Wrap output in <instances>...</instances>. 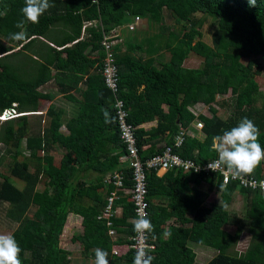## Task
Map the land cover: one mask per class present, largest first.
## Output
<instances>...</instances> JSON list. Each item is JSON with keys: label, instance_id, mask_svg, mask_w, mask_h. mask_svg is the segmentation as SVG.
<instances>
[{"label": "trees", "instance_id": "1", "mask_svg": "<svg viewBox=\"0 0 264 264\" xmlns=\"http://www.w3.org/2000/svg\"><path fill=\"white\" fill-rule=\"evenodd\" d=\"M49 2L54 7L44 13L38 24L25 20L26 38L19 41L12 39V34L22 30L16 23L24 19L21 9L25 0H0V114L6 110L15 113L0 125V144H11L14 148L10 172L24 183V188L20 189L4 179L0 183V206L4 203L10 206L7 218L18 225L12 234L23 249V264H70V252L60 244L69 213L82 217V233L74 240L81 246L85 242L83 255L86 259L93 255L95 258V253L90 250L100 248L107 250L109 260L113 258L110 264L120 261L133 264V253L126 248L119 256L111 255L113 244L125 247L129 242L126 238L111 241L105 223L97 220L107 196L113 192L112 186L102 183L106 173L121 172L124 188L132 187L130 170L119 160L125 155V147L114 96L101 76L105 56L101 46L103 36L126 26L135 17L159 24L164 10L189 27L186 30V26H182L181 38L170 32L165 41L158 34L152 39L138 41L137 31L129 30L113 48L119 75L117 98L124 102L127 122L135 128L142 159L161 152L163 146L156 147L155 141L173 145L181 127L185 131L184 139L180 148L174 151L183 159L206 164L217 159V154L210 151L213 137L230 130L243 117L258 125L259 142L264 146V97L259 107L252 106L253 99L245 106L246 92L241 89L253 78V62L244 64L241 60L248 59L251 54L264 56V0H256L255 6H250L248 0ZM197 13L218 19L212 33V47L194 41L200 35ZM126 18L128 21L123 22ZM85 22L95 25L83 30ZM175 41H179L180 46L173 45ZM247 43L252 45L251 50L245 48ZM134 44L135 47L130 49L138 56L121 51L123 46L128 48ZM163 48L168 51L169 60L158 68L154 56ZM190 56L201 58V67H185ZM201 86L205 88L203 91ZM42 88L55 89L67 104L76 107L77 114L65 124L62 120L64 110L48 107L46 126L32 129L26 118L38 115L35 112ZM229 92L236 97V115L233 117L222 119L214 110L210 117L190 113V107L200 103L213 104L216 95ZM18 119L21 121L15 125L13 122ZM151 121H156L154 128L144 130L140 127ZM194 122L195 126L197 122L202 124V128L197 129L202 138L186 131ZM62 126L69 130L67 135L61 133ZM23 138L29 154L18 161L22 156L18 148ZM55 146L66 152L58 165L48 153L55 150ZM30 158L36 161L33 174L26 169ZM263 166L264 162L252 176L261 178ZM89 171L97 176L88 185L81 177ZM40 177L44 179L42 191L36 189ZM202 182L207 184L206 190L199 187ZM189 183H194V187H189ZM237 188L235 183L223 187L221 176L213 172L194 174L173 169L158 176L155 170L148 171V218L154 225V232L149 233V237L155 245L152 264H194L193 254L186 246L188 241L217 252L206 264H264V194L238 188L247 194L248 218L245 224L238 226L248 224L252 236L241 254L228 253L234 237L223 227L234 221L226 208L220 204L201 208L207 191H220L221 201L230 204ZM116 194L113 209L120 207L121 215L111 218L113 228L117 233L131 236L133 202L122 190ZM32 207L36 214L34 218H28L26 215ZM165 230L171 232L169 238L164 237Z\"/></svg>", "mask_w": 264, "mask_h": 264}, {"label": "rangeland", "instance_id": "2", "mask_svg": "<svg viewBox=\"0 0 264 264\" xmlns=\"http://www.w3.org/2000/svg\"><path fill=\"white\" fill-rule=\"evenodd\" d=\"M196 18H199V33L194 41H201L210 47L213 46L212 44V33L217 28L218 25V19L214 17L205 16L201 13H197L195 15ZM128 21L126 18L125 21ZM127 22V24L131 23ZM126 25V24H125ZM182 26H186L184 23L177 21L175 18L171 17L169 12L167 10L163 11V20L159 24L154 23H147L146 19H142L139 25L135 28V36L137 37L138 41L140 40H146L152 39L155 35H161V38L163 41L168 39V35L170 32H174L178 34V36L181 38L183 35V30H181ZM189 29V27L186 26V30ZM129 29L126 27H123L120 29L119 36L117 39L121 40L123 37H126V34H128ZM114 34H118V32H114ZM82 37L85 38V34H82ZM1 40V38H0ZM137 41V43H138ZM136 43V44H137ZM132 45L130 48H134L135 45ZM175 46H180L179 41H175L173 43ZM127 46H123L121 51L129 52L133 56H138V54L133 51L132 49L128 50ZM245 48L248 50L252 49L251 44H245ZM89 49V48H88ZM86 51H89V50ZM156 59V66L160 68L162 63H165L169 60V53L164 48L160 51L159 54L154 56ZM146 58V57H145ZM244 64H246L248 61L253 62V78L251 80L245 82L244 86L241 88L243 91L246 92L245 98H244V105L248 106L250 105L252 99V106L259 107L262 103L263 97H264V56H255L250 55L249 58H243L241 60ZM202 65V59L198 58L196 56H190L184 63V66L187 68H199ZM203 91L205 88L203 86L200 87ZM44 88L41 89L42 94L38 101V110L35 112L38 115H28L26 118L27 125L30 126L32 129H38L44 126H46L47 121V115L45 111L47 108H59L62 106L66 107L64 116L62 118L63 123L66 124V122L74 115L77 114L76 107L72 108L70 106L71 104H67L66 100L61 97L55 89L51 90H45ZM236 97L234 95H231V93H227L225 95H216L215 97V103L210 105H204L202 103L196 104L189 108L190 113H195L196 115L203 114L205 116H212V111L214 110L215 113L222 119L230 118L236 115L235 108H236ZM67 105V106H66ZM213 111V112H214ZM7 110L4 112L6 113ZM29 114V112H27ZM18 116V115H16ZM11 118V116H10ZM21 119H18L14 121L13 123L15 125H18L20 123ZM4 121H0L3 123ZM61 133L66 134L65 128L62 126L60 129ZM189 131H191L193 134L197 135L198 137L202 138L200 135V132L197 130L195 126V122L191 125L189 128ZM18 151L22 152V156L18 157V161H21L24 156H27L29 154V149L27 148L25 139H21L20 145L18 148ZM14 148L10 144L9 146H4L3 144H0V183L4 179H8L13 184H15L20 189H23L24 183L22 181L14 178L11 175V167L13 165V154ZM46 153V152H45ZM51 154V156L54 158L55 165L59 164V161L63 154H65V150L62 148H59L58 146H55V150L48 152ZM38 155L42 156V152H38ZM26 169L30 174H33L36 169V161L32 158L27 161ZM264 169V168H263ZM264 174V170H263ZM42 176V174L40 175ZM43 178L40 177L36 189L39 191H42L45 186L43 184ZM201 189H206L207 187L203 184L200 185ZM238 193L241 194L240 199H236V201L232 200L230 204H224L221 201L220 197V191L214 190L213 192L207 191V196L202 202L201 208L207 209L212 204H220L223 205L227 212L229 213V216L231 219H233L234 224H228L223 227L224 230H226L228 233L232 234L234 239L231 242V247L228 249L229 254H241L243 251H245L248 247V245L251 242L252 236L250 234L249 225H245L244 227H239L238 225L241 223L246 222L248 218L246 217V207H247V194L245 192H241L238 190ZM10 209V206L7 203H4L0 206V233H13L18 225L15 224V222H12L7 218V212ZM35 208L32 207L29 209V212L27 213L26 217L28 218H34ZM36 214V213H35ZM243 221V222H241ZM67 232L66 235L62 234V242L70 239V237L73 236V234H79L82 233V227L81 224H79V227L74 226L72 229ZM67 242H70L67 241ZM62 247H66V250L69 251V260L70 264H95L94 261L91 259H86L83 255V253L86 251L85 249V242L82 243H60ZM203 246V245H202ZM192 247V248H191ZM193 244H190V249L193 253L194 251H198V255L195 257L196 263L195 264H205L209 260H211L217 252L213 249H210L208 247H194ZM82 250V251H81ZM69 262V261H68Z\"/></svg>", "mask_w": 264, "mask_h": 264}, {"label": "built area", "instance_id": "3", "mask_svg": "<svg viewBox=\"0 0 264 264\" xmlns=\"http://www.w3.org/2000/svg\"><path fill=\"white\" fill-rule=\"evenodd\" d=\"M140 22L141 19L139 17H135L134 20L125 27H127L129 30H135ZM92 25L94 26L95 23L85 22L83 25V30L87 26ZM121 28L122 26L116 28L111 32V34H105L103 36L101 46L103 47L105 56L102 61L101 76L105 86L110 89L114 96V108L116 109L118 124L121 130V140L125 147V155L120 157L119 160L130 170L129 176L132 181V187L128 190H124V192L130 196V201L133 202L134 219L132 220V223L137 218L138 213L141 215H146L147 217L149 215L147 199V172L150 170H155L157 173L161 170L166 172L173 169L181 170L183 173L192 172L194 174L213 172L221 176L223 187L229 183H235L238 188L247 190L249 192H259L264 194V191H261L258 186L255 188L250 186L253 181L258 183L260 180H264V174L261 178H257L252 175L233 178L231 172L226 167H221L216 172L210 169L209 166L215 167L217 159L206 164H198L191 159H183L181 156H179V154H177L174 149L180 148L184 139L183 134L185 131L181 127L174 138L173 145L163 144L161 152L157 153L156 155L146 159H142L140 157L137 147V140L134 135L135 128L128 124V112L124 108V102L117 98L119 75L113 48L116 43L120 41L117 39V37L119 36ZM114 32H118V34H114ZM192 114L197 116L195 113ZM196 128L201 129L202 124L197 122ZM186 131L190 132L188 129ZM112 180L118 189H123L120 175H114L112 177L108 175L106 182L110 184ZM116 199L117 194L115 192L110 193L106 198V205L97 216L98 221H103L105 223L108 229V235L113 241L117 240V233L111 222V218L114 217L117 211L116 208L113 209ZM126 239L129 242L128 245H125V247H112L113 249L111 251V255L119 256L121 255L122 251L125 252L126 248V250L132 251L134 258L137 248H139L141 245L151 249L150 255H152L153 251L155 250V245L150 242L149 234H147L146 238L141 241L140 237H138V235L133 231V234Z\"/></svg>", "mask_w": 264, "mask_h": 264}, {"label": "clouds", "instance_id": "4", "mask_svg": "<svg viewBox=\"0 0 264 264\" xmlns=\"http://www.w3.org/2000/svg\"><path fill=\"white\" fill-rule=\"evenodd\" d=\"M248 2L250 6L256 4V0H248ZM51 7H54V4H50L49 0H25V6L21 9L24 19L16 23V27L22 30L13 33L12 39L24 40L26 38V33L23 31L25 20L38 24L40 18ZM13 115L15 113L10 111L0 114V121L5 122L10 119V116L14 117ZM260 134L258 125L252 119L243 117L230 130H224L222 134L214 136L210 151L217 154V161L215 167L209 166L210 169L216 172L221 167H226L233 178L252 175L255 169L264 162V146L259 142ZM250 186L253 188L258 186L261 191H264V180L258 183L253 181ZM133 231L143 241L147 234L154 232V225L146 215L138 213L133 221ZM163 235L169 238L171 232L165 230ZM150 251L151 249L143 245L137 248L133 264H152L154 257L150 255ZM22 252L23 249L13 234L0 233V264H23ZM108 255L107 250L97 248L95 264H109Z\"/></svg>", "mask_w": 264, "mask_h": 264}, {"label": "crops", "instance_id": "5", "mask_svg": "<svg viewBox=\"0 0 264 264\" xmlns=\"http://www.w3.org/2000/svg\"><path fill=\"white\" fill-rule=\"evenodd\" d=\"M76 97H77V99H80L79 98V96L78 95H76ZM67 102V101H66ZM68 103V102H67ZM67 106V105H66ZM59 108H61V109H63L64 110V113H65V110H66V107L65 106H62V107H59ZM164 110H166V106H164ZM63 116H64V114H63ZM156 126V121H151V122H147V123H144V124H142L140 127H142L144 130H150L151 128H154ZM64 128H65V130H66V132H68L69 133V130L65 127V126H63ZM68 133H66L65 135H67ZM163 141H155V144H157L156 145V147H161V146H163ZM59 148H61V147H59ZM63 149V148H62ZM64 150V149H63ZM263 168H264V166H263ZM165 173V171L164 170H161V171H159L158 173H157V175L158 176H162L163 174ZM84 175V174H83ZM108 175H110V177H112V176H114V175H120L121 176V181H122V185H123V189H118L117 188V186H115L114 185V183H113V180L111 181V183L109 184V183H107L106 182V180H107V176ZM96 173L95 172H93V171H89L88 173H86L83 177H81L82 178V180H83V182L84 183H86V184H90V183H92L93 181H95V179H96ZM123 180H124V175L121 173V172H118V171H116V172H114V173H106L105 175H104V179H103V181H102V183H103V185H105V186H107V187H109V186H112L113 187V192H115V193H117V192H119V191H123L124 192V190H128L127 188H124V182H123ZM201 184H203V185H205L206 187H207V184L205 183V182H202ZM200 184V185H201ZM107 187H105V189L107 188ZM189 187H194V183H189ZM200 187V186H199ZM201 188V187H200ZM207 189V188H206ZM205 189V190H206ZM201 190H204V189H201ZM112 193V192H111ZM240 196H241V194L240 193H238V191H237V189L235 190V192L233 193V195L231 196V200H234V201H236V199H240ZM221 197V196H220ZM242 197V196H241ZM156 201H158V200H156ZM116 214L114 215V216H116V217H119L120 215H121V208L120 207H118V208H116ZM173 222V220L172 221H170V223H172ZM79 224H81V227H82V217L81 216H79V215H76V214H74V213H69L68 214V216H67V218H66V222H65V225H64V227H63V230H62V234H64V235H66L67 234V232L68 233H70L69 231H70V229H72V227H74V226H77V227H79ZM117 233V232H116ZM62 234H61V237H60V242L61 243H79L78 241H76V240H74L75 238H76V236H78L79 234H73V236L72 237H70V239H68V240H66L65 242L63 241L62 242ZM230 234V233H229ZM127 237H129V236H126V235H124V234H122V233H117V239H125V238H127ZM70 240V242H67V241H69ZM111 241H113V240H111ZM114 242V241H113ZM190 244H193V246L194 247H206V246H202V245H199V244H196V243H194V242H190V241H188L187 242V249L193 254V260H194V264L196 263V256L199 254L198 253V251H194L195 253H193L192 251H191V249H190ZM62 246V245H61ZM114 246H116V244H113L112 246H111V249H110V251H112V247H114ZM193 247V248H194ZM63 249H65L66 250V247H62ZM192 248V247H191ZM211 249V248H210ZM95 250L96 249H91L90 250V252L92 253V254H94L95 253ZM111 253V252H110ZM92 261H94L95 262V258H94V255L93 256H91V258H90ZM110 260L112 261L113 260V258H110ZM113 263H114V261H113ZM115 264V263H114ZM117 264H124V262H122V261H120L119 263H117ZM206 264V263H205Z\"/></svg>", "mask_w": 264, "mask_h": 264}, {"label": "bare ground", "instance_id": "6", "mask_svg": "<svg viewBox=\"0 0 264 264\" xmlns=\"http://www.w3.org/2000/svg\"><path fill=\"white\" fill-rule=\"evenodd\" d=\"M4 119V118H3Z\"/></svg>", "mask_w": 264, "mask_h": 264}]
</instances>
